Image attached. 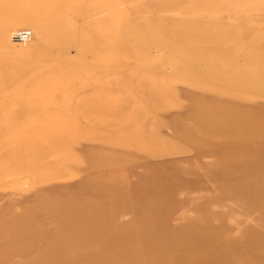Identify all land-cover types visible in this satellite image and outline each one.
<instances>
[{
    "label": "rangeland",
    "instance_id": "rangeland-1",
    "mask_svg": "<svg viewBox=\"0 0 264 264\" xmlns=\"http://www.w3.org/2000/svg\"><path fill=\"white\" fill-rule=\"evenodd\" d=\"M161 1L0 0V264H264V0Z\"/></svg>",
    "mask_w": 264,
    "mask_h": 264
},
{
    "label": "bare ground",
    "instance_id": "bare-ground-1",
    "mask_svg": "<svg viewBox=\"0 0 264 264\" xmlns=\"http://www.w3.org/2000/svg\"><path fill=\"white\" fill-rule=\"evenodd\" d=\"M168 4H171V2H169V0L168 1L163 0L160 2L161 7H167ZM19 31H22V30H19ZM24 31H28V30H24ZM12 34L10 35V40L12 43H15V44L26 45L30 41V38H31V35L29 32V37L27 38V40L24 42L18 43L12 39V37H13ZM174 91L177 92L178 90L174 89ZM66 207H68V208H66ZM64 212L66 213V215L68 217L69 216L72 217V219H71L72 221L70 222L69 225H66L64 227L63 233L67 234V235L71 234V236L73 235L75 237L72 240H67V244L64 247L70 248V247L74 246L77 249L81 248V247H83V248L86 247L85 251L82 253L84 255L90 256L91 253L89 251V248L92 247V243L94 242V239H95V233L99 232L98 229H96V228L94 229V227L92 226V221L94 219L93 216L91 215L92 214V206L89 204L78 202L77 207H75L73 210H71L69 208V206H65ZM83 220L88 221L89 223H88V226L82 232L79 233V231H77V228H79V226L76 223L81 222ZM142 223L144 226H148L150 224V223H144V221ZM146 228H149V227H146ZM71 232H73V233H71ZM212 235H213V233L209 232V235L206 236V238L204 239L203 242H197V241L195 242V236L192 235L189 237V242L190 243L192 242L191 244L196 245V249H192V252H194L196 254L201 253V254L205 255V257L207 259L206 264H220L218 262H215L214 259L216 258L217 254L221 250L222 246L220 243L216 242V240L213 238ZM60 247L61 246H58L59 249H60ZM172 249L173 250L168 249V248L165 249L162 242H155V243H153V245L151 247H149L147 249V251H145V253H143L144 255L142 254V251L136 252L133 254L139 255L141 253V255H139V256H143V258H142V261L140 264H144L145 262H146V264H186L187 261H185V259H189V258L186 256V254L181 255L182 257L179 254L188 253V251L190 252V250L185 252L184 249H180L179 247H175V246ZM165 256L167 258L168 257L172 258V260L168 261L167 259H164ZM180 257L183 259H181ZM49 259H47V260L45 259V262L48 264H69V261L74 260V259L72 260V258H69L68 256L66 257V259H69V260H66L64 258L60 261L54 260L53 258H51L50 260ZM90 259L92 260V258H90ZM79 262H77L75 264H78ZM149 262H151V263H149ZM70 264H73V263L70 262Z\"/></svg>",
    "mask_w": 264,
    "mask_h": 264
},
{
    "label": "built area",
    "instance_id": "built-area-1",
    "mask_svg": "<svg viewBox=\"0 0 264 264\" xmlns=\"http://www.w3.org/2000/svg\"><path fill=\"white\" fill-rule=\"evenodd\" d=\"M12 39L15 41V42H18V43H21V42H24L27 40V38L29 37V32L28 31H15L13 34H12Z\"/></svg>",
    "mask_w": 264,
    "mask_h": 264
}]
</instances>
